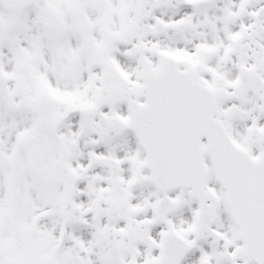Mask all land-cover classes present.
Masks as SVG:
<instances>
[{
    "label": "snow or ice",
    "instance_id": "snow-or-ice-1",
    "mask_svg": "<svg viewBox=\"0 0 264 264\" xmlns=\"http://www.w3.org/2000/svg\"><path fill=\"white\" fill-rule=\"evenodd\" d=\"M0 264H264V0H0Z\"/></svg>",
    "mask_w": 264,
    "mask_h": 264
}]
</instances>
